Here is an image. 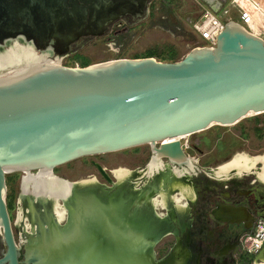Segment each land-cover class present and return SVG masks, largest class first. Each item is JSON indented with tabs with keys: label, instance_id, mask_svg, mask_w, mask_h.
<instances>
[{
	"label": "water",
	"instance_id": "1",
	"mask_svg": "<svg viewBox=\"0 0 264 264\" xmlns=\"http://www.w3.org/2000/svg\"><path fill=\"white\" fill-rule=\"evenodd\" d=\"M150 2L0 0V45L22 38L60 57L108 33L117 21L132 25L144 19ZM249 111H264V38L235 20L225 22L215 45L193 46L177 60L149 55L84 66L32 64L1 75L0 229L7 249L0 263L19 264L6 201V172L52 171L84 155L142 143L150 144L158 155L186 160L181 134L213 123H235ZM85 199L77 206L79 224L86 215L93 219L90 226L109 225L110 216L121 207L113 210L91 196ZM215 215L242 223L245 229L252 228L255 218L246 205L221 206ZM127 228L114 235L89 227L88 244L49 242V247H61L63 260L47 258L44 252L47 260L42 264L177 262L176 248L156 258L155 241L146 248L133 244Z\"/></svg>",
	"mask_w": 264,
	"mask_h": 264
},
{
	"label": "flooded vegetation",
	"instance_id": "2",
	"mask_svg": "<svg viewBox=\"0 0 264 264\" xmlns=\"http://www.w3.org/2000/svg\"><path fill=\"white\" fill-rule=\"evenodd\" d=\"M185 135L187 134L182 136ZM181 146L187 156L182 161L158 155L148 144L139 155H134L130 165H112L91 159L97 174L89 173L72 178L55 167L53 173L46 172L51 177L59 178V181L67 180L71 183L69 188L55 187L56 190L60 188V191L68 192V195L56 193L51 188L50 195L45 190L41 192L35 189L32 182H25L26 172L23 171L18 196V218L15 223L17 232L14 231V222L10 216L14 239L19 245V264H38L40 261L42 264L55 253V258L59 257L57 262H61V247H49V242L61 245L64 241L69 247L78 242L88 244L89 227L97 228L99 232L112 231L114 235L128 227L129 237L133 241L131 243L146 248L149 241H155L156 258L176 248L178 260L174 264H238V259L243 258L241 236L249 229H245L242 223L219 219L215 211L225 205H246L250 207L254 217L257 216L264 210V190L256 187L257 178L261 179L254 172L251 180L242 181L239 176L246 172L238 169L219 175L216 163L201 165L199 159L186 151L182 141ZM96 163L104 168L110 180L102 174ZM202 171L207 181H201L198 177ZM29 172L34 178L39 177L38 170ZM213 179L223 183L215 185ZM87 196L113 210L114 207L121 206L110 216L111 224L90 226L88 222L93 219L86 215L83 224H79L77 206ZM180 196H184L185 201L178 199ZM207 196L209 206L206 211L212 216L215 226L207 227L204 231L206 225L199 218L203 213L200 210V198ZM60 206L65 208L63 217L59 216ZM6 249L0 229V259L4 257ZM161 249L164 250L162 253ZM44 252L47 258L43 260ZM260 256L257 259L262 261L264 251ZM108 263L115 264V261ZM0 264H7V260ZM257 264L263 263L257 260Z\"/></svg>",
	"mask_w": 264,
	"mask_h": 264
},
{
	"label": "rangeland",
	"instance_id": "3",
	"mask_svg": "<svg viewBox=\"0 0 264 264\" xmlns=\"http://www.w3.org/2000/svg\"><path fill=\"white\" fill-rule=\"evenodd\" d=\"M207 8L208 5L199 0H151L149 12L144 19L132 25L123 20L117 21L108 33L93 38L77 50L56 58L59 59V64L67 66H84L111 58L139 57L148 53L158 60H177L193 46L204 44L193 29L191 21L200 18ZM234 18L235 13H231L225 20ZM180 139L186 151L192 157L199 159L201 165L218 164L237 151L244 150L251 154L264 153V111L249 112L235 123H213L207 128L188 133ZM147 146V143H142L104 153L84 155L56 165L55 168L72 178L86 176L89 173H96L94 165L90 162L91 159L112 165H130L134 155H139ZM253 175L254 171L246 172L239 178L242 181H249ZM205 176L203 171L198 175L201 181H207ZM22 177L23 171L20 170L6 172V200L15 232H17L15 223L18 218V202L20 201L18 196H20ZM213 182L215 185L223 183L217 179ZM256 184L257 188L264 190V182L257 181ZM36 185H40L35 189L41 192L49 189L40 183ZM53 189L56 193H60L54 186ZM200 199V210L203 213L199 218L202 224L205 223L204 231H206L207 227L215 226V221L206 211L209 206V197ZM163 251L161 249L160 253ZM257 258L249 257L243 252V258L238 259V264H257V260L260 261ZM262 263L264 264V258Z\"/></svg>",
	"mask_w": 264,
	"mask_h": 264
},
{
	"label": "bare ground",
	"instance_id": "4",
	"mask_svg": "<svg viewBox=\"0 0 264 264\" xmlns=\"http://www.w3.org/2000/svg\"><path fill=\"white\" fill-rule=\"evenodd\" d=\"M241 3L252 8L253 18L249 23L252 30L259 34L264 31V0H241ZM32 64H59V59L52 57L49 51L37 49L31 41H26L22 38H14L8 42L0 45V76L7 74L19 68L30 66ZM255 112V111H249ZM248 112V113H249ZM180 135V138L184 137ZM261 164V165H260ZM217 172L219 175L228 174L230 171L238 169L242 172H257L258 176L264 181V153L251 154L246 151H237L226 160L217 164ZM262 166V167H261ZM216 167V166H215ZM26 183L32 182L37 187L36 183L43 184L45 187L53 188L66 186L69 188L71 183L67 180L59 181V178L49 176L46 172L52 171H39V177L35 179L29 170H26ZM27 185V184H26ZM32 187V186H31ZM47 194H51L50 189H44ZM60 191V188H57ZM69 191V190H68ZM64 195L68 192L60 191ZM181 195V194H180ZM184 195V194H183ZM184 196L179 198L183 199ZM185 201V199H183ZM159 201V200H158ZM161 201V200H160ZM62 202V201H61ZM60 217L64 216L65 208L58 207ZM58 210V209H57ZM58 216V217H59ZM162 226V225H161ZM157 228V227H155ZM158 230V229H157ZM54 256V255H53Z\"/></svg>",
	"mask_w": 264,
	"mask_h": 264
},
{
	"label": "built area",
	"instance_id": "5",
	"mask_svg": "<svg viewBox=\"0 0 264 264\" xmlns=\"http://www.w3.org/2000/svg\"><path fill=\"white\" fill-rule=\"evenodd\" d=\"M199 1L205 2L208 5V8L205 10V12L200 18L192 20L191 25L193 29L197 32L199 38L204 41V44H216L217 36L225 24V18L227 17V15H231V13H235V18L231 20H235L246 28L253 31L252 28L249 26V23L253 18L252 8L249 5L244 6L241 3V0ZM258 35L264 38V31H261ZM257 180L261 181L258 178ZM241 251L245 252L247 255H249V257H261L260 255L264 251L263 211L259 212L257 216H255L252 228L242 234ZM259 262L262 263V261Z\"/></svg>",
	"mask_w": 264,
	"mask_h": 264
},
{
	"label": "trees",
	"instance_id": "6",
	"mask_svg": "<svg viewBox=\"0 0 264 264\" xmlns=\"http://www.w3.org/2000/svg\"><path fill=\"white\" fill-rule=\"evenodd\" d=\"M149 55H152L151 53H148V54H146V55H144V56H149ZM137 57V56H136Z\"/></svg>",
	"mask_w": 264,
	"mask_h": 264
}]
</instances>
